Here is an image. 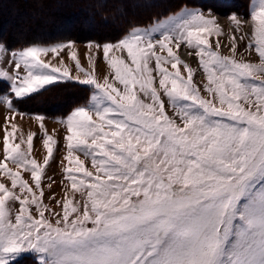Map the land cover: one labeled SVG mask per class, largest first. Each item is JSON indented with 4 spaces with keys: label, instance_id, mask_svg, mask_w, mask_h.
I'll use <instances>...</instances> for the list:
<instances>
[{
    "label": "snow or ice",
    "instance_id": "6c2138e0",
    "mask_svg": "<svg viewBox=\"0 0 264 264\" xmlns=\"http://www.w3.org/2000/svg\"><path fill=\"white\" fill-rule=\"evenodd\" d=\"M225 18L232 26L231 55L221 54L218 16L188 4L150 27L130 25L117 42H89L110 69L111 79L102 81L93 58L92 72L81 68L74 41L19 49L0 43V60L10 54L15 69L25 72L0 68V82L8 85L0 102L14 114L29 115L14 99L24 102L69 77L66 67L41 60L48 54L56 58L68 49L85 76L79 83L95 89L90 104L60 121L66 126L63 160L71 165L63 172L74 194L65 192L62 204L50 197L60 212L44 203L41 185L57 140L41 123L47 156L40 165L18 151L19 144L10 147L15 125L5 130V161L29 171L32 183L0 162L11 182V189L0 183V264H15L24 254L39 264H264V0H250L247 18L237 12ZM245 38L248 49L254 42L258 64L237 60ZM181 45L198 58L203 87L179 55ZM33 138L27 136L28 153ZM75 153L90 157L95 172ZM10 198L19 203L14 220L5 211Z\"/></svg>",
    "mask_w": 264,
    "mask_h": 264
},
{
    "label": "rangeland",
    "instance_id": "374dc122",
    "mask_svg": "<svg viewBox=\"0 0 264 264\" xmlns=\"http://www.w3.org/2000/svg\"><path fill=\"white\" fill-rule=\"evenodd\" d=\"M58 1L59 0H53V3L57 6L59 4ZM65 1L66 0H61V3H65ZM194 2H195V4H193V5L188 3V6H190V7H193V6L194 7H201V8H204L205 10H208L207 5H210L212 8H214V9L211 8V10L213 12L221 14L222 17L223 16L226 17L229 13L236 11L237 13H239L240 16L247 18L250 0H239V1L238 0H223L220 3H199V1H194ZM4 3H11V0H0V12H2V14L0 15V36L5 35L7 32H13V34L15 33L14 37L19 39L27 31L25 28L21 27V25H20V24H22L19 22L20 18H21L20 16L19 17L18 16L7 17L8 12L10 13V11H9L10 9L8 10L7 4L4 5ZM203 4H205V7L203 6ZM30 5H32V4H30ZM19 9L21 12L22 10H24L26 8H20L19 7ZM36 13H37L36 16H32V18H37V19H40L41 21H45V22H43V24H41V28L46 27V25H47V24H45L46 21L52 22L50 19L49 20L47 19L48 17H46L47 10H42L41 13L39 11H37ZM30 14H33V12L28 13V16H31ZM72 14L73 13H71L70 15H72ZM33 15H35V13ZM164 18H162V19H164ZM70 21L74 23L73 18L70 19ZM16 23H17V27H14V25ZM219 23L221 25L220 19H219ZM150 26H148V27H150ZM140 27L141 28H147V26H145V27L140 26ZM51 28H53V27H51ZM67 28H69V27H67ZM221 28H222V32L224 34L220 37H225L227 39L232 34V29L227 28L223 25H221ZM9 29H11V30H9ZM244 30L250 34L251 33L250 24L245 25ZM41 31L46 32L45 29H42V30L40 29L39 34H41ZM240 35H241V33H240ZM220 37H219V39H220ZM74 42H75V44H74V47L71 49V51L76 53L77 59L80 61V64H81V68H83L85 72H92V67L89 63V58H93L97 64V68H98V69L96 68V71L94 73L95 78L97 80L102 81V79L105 75H109V78L111 79L110 69L107 67L106 63L103 61V58H102V50L98 51L95 48L89 49L87 47L89 42H82V41H74ZM90 42L98 43L95 41H90ZM110 42L114 43L117 41H110ZM220 42H221V39H220ZM104 43H106V42H104ZM99 44H103V43H99ZM248 44H249V38H245L244 40L239 42L238 51H239L240 55H238L236 58H237V60H243L245 62H249L252 64H258L259 63V57H258V54L254 50V47H255L254 42H253V47L251 49L247 48ZM183 48L188 49V48H186V46L181 45L180 51H183L182 50ZM189 51H190V49H189ZM220 51H221V54L231 55V52L227 53L224 51L223 48H221ZM116 55L117 56L123 55L126 57V52L123 54L116 53ZM161 55H165V54L161 53ZM179 55L181 56V58L183 60L187 61L188 64L190 65V67L194 70V78H193L194 83L196 85L203 87L206 84V78L204 77L202 69H200V66L198 64V58H196L194 56H192L194 58H192V57L187 58L184 55H182L180 52H179ZM60 59H63V64L58 63V60H60ZM41 60L43 62H49L53 66L60 67L62 71H63V68L66 67L69 70V77H65L62 80H58L53 85L46 86V89L61 83L57 87H53L52 89H50L44 93H40V92L45 91L46 89L40 91L37 94H33V95H36L37 97L28 98L24 102H17L15 99L13 100L14 107L19 109V112L27 113L29 115H23L22 116L19 114H14L11 110H9L7 108V106L4 103L0 102V162L7 163V167L10 170H12L13 172H19L21 175V178L29 181V183L31 184L32 183L31 182V174L29 171H26L23 168H17V166L15 164H13L11 160L5 161L4 135H5L6 129L8 131H12L11 126L15 125V127H16L15 135H14V137L9 138L10 147H15L16 144H19L20 147H19L18 151L25 153L29 159H35L38 164L43 165V160L47 156V151L43 147V142H42L43 141V133H42L41 128H40V124L43 123L44 127L47 129L48 134L52 135L53 138L55 140H57V142H58L54 148L53 157L50 159L49 164L45 167V174L42 177L41 185H42V189L44 191L43 201L45 204L49 205V207L53 208L54 211L60 212L61 207L57 206L55 204V202L50 199V197L54 194L56 199L60 200L61 204H62L64 202L65 192H67L69 197H72L74 195L73 192L69 191L68 188L66 187L68 182L66 181L65 175L63 172V168L65 166H71V165L68 164L67 160H63V158L67 155L66 141L64 139V137L66 135V126L63 123H61L60 121L64 118H66L67 115H69L75 108L80 107V106H85L86 104H90L91 103L90 97H91V94L95 91V89L93 86L83 85V84L79 83V80L84 79L85 76H84L83 72H80L79 70L76 69L75 62L70 59V51L68 49H65L62 52H60L59 56L56 58H52V54H48V56H42ZM150 66L154 67V60L150 63ZM166 67H168L170 72H172V73L175 72L174 69H171L170 65H168ZM179 67H180L181 74L186 77L187 73L184 72L182 66H179ZM0 68H2L3 70L9 71L10 74H12V75H16L17 71H19V74L21 76L25 75V72L23 69H20V70L15 69V65L12 63V57L10 54L4 55L2 60H0ZM154 76L156 77V79L154 81L153 86L158 88V80L160 79V77L157 73H154ZM77 77H79V79H77ZM80 87H85L88 90L86 97H84L83 93L80 92L81 91L79 89ZM119 87H122V86H119ZM5 89H7V88L3 87V89L0 90V93H2ZM72 89L79 90L78 92L81 94V97H79L78 99L75 100L73 98L74 97L73 94H71ZM202 95L205 96V98H207L206 93L202 92ZM161 96L163 99H165V100L167 99L166 97L163 96L162 91H161ZM58 97H59V99H58ZM141 98H143L142 94H141ZM60 99H61V101H60ZM38 100L39 101L43 100V102H45L46 105L42 106V107L41 106L36 107L35 104L38 102ZM28 102H30L31 104L32 103H34V104L30 105V103H28ZM26 103H28V104H26ZM58 103L60 104V106ZM33 106H35V107H33ZM40 108H45V110L48 109L50 111L49 112L50 114L49 113L48 114L40 113L39 111L36 112L35 109L41 110ZM166 109H167L168 113L171 115L172 109L170 107H168L167 105H166ZM36 114L43 115L44 117H46V119L42 122L37 121L33 118L34 115H36ZM23 127H25V128H23ZM30 134H32L34 137L33 138V151L31 153H28L27 136ZM21 141H23V142H21ZM75 154L80 155V158H81V160L84 161V166L87 170L95 172V169L92 168L90 157L85 159L82 154H79V153H75ZM62 160H63V164H61ZM0 183H4L7 188L11 189V182L2 173H0ZM49 184H51V188L48 187ZM33 187H34V185H33ZM14 191L17 194H19V189H16ZM75 196L77 198H79V193H76ZM5 211L7 212L9 218L14 220L15 215L19 211V203L10 198L5 203ZM45 215L47 217V216H49V213L46 212ZM28 256L31 257L33 260H35L39 264L38 258L32 254H24L21 258H19L15 262V264L19 263V262L22 263L23 259L25 257H28ZM22 264H25V262H23Z\"/></svg>",
    "mask_w": 264,
    "mask_h": 264
},
{
    "label": "trees",
    "instance_id": "16d2710c",
    "mask_svg": "<svg viewBox=\"0 0 264 264\" xmlns=\"http://www.w3.org/2000/svg\"><path fill=\"white\" fill-rule=\"evenodd\" d=\"M194 1H199V3H220L223 0H66L65 3H61V0H59L57 6L53 3V0H41L39 3L33 2V0H11V3H4V5L7 4L8 10L10 9V13H6L7 17L20 16L19 22L22 23L20 25L27 32L19 39L14 37L15 33L7 32L5 35L0 36V43L10 49H19L30 44L50 45L69 40L95 41L98 43L110 42L111 40L118 41L122 38L125 29L130 25L148 27L157 19H162L166 15L178 11L184 4H195ZM203 6L205 7V4ZM19 7L26 9L20 12ZM211 8L210 5H207V9ZM42 10H47L46 17L52 21H46L45 24L47 25L44 28H41V24L45 21L32 18V16H36L37 11L41 13ZM30 12L35 13V15L30 14L31 16H28ZM71 13L73 14L70 15ZM1 14L2 12H0ZM72 18L74 23L70 21ZM14 27H17V23ZM40 29H45L46 32L41 31V34H39ZM60 84L54 85L40 93H44ZM3 87L7 88L8 85L0 82V90ZM79 89L83 96L86 97L88 90L85 87H80ZM78 91L74 89L71 91L75 100L81 97ZM33 97L37 96L32 95L30 98ZM32 104L30 103V105ZM45 105L46 103L43 100H38L35 104L36 107ZM40 109L35 110L40 113L47 111L45 114L50 112L48 109L45 110V108ZM23 262L25 264H38L29 256L25 257Z\"/></svg>",
    "mask_w": 264,
    "mask_h": 264
},
{
    "label": "bare ground",
    "instance_id": "6f19581e",
    "mask_svg": "<svg viewBox=\"0 0 264 264\" xmlns=\"http://www.w3.org/2000/svg\"><path fill=\"white\" fill-rule=\"evenodd\" d=\"M239 1V0H238ZM239 4V3H238ZM240 5V4H239ZM243 5V4H242ZM246 5V4H245ZM221 9V8H220ZM225 9V8H224ZM231 9V8H230ZM238 9V8H237ZM220 11V10H219ZM232 11V10H231ZM236 12V11H235ZM247 12V11H246ZM245 12V13H246ZM215 14H217V16H218V18L220 19V21H221V25H223V26H225V27H227V28H231L232 29V26H231V24H230V21L229 20H226V18L223 16L222 17V15L221 14H219V13H216V12H214ZM248 14V13H247ZM247 27V26H246ZM114 34V33H113ZM237 36H239L240 35V33H237L236 34ZM220 39H221V44L223 45V49H224V51L225 52H227V53H229L230 51H229V48L227 47L228 46V44H230V40H229V37L226 39L225 37H220ZM115 40V39H114ZM110 41V40H109ZM112 41V40H111ZM183 51H180V53L182 54V55H184L185 57H187V58H191L192 56H188V55H186V53L189 51V49H182ZM191 51V50H190ZM192 58H194V57H192ZM254 58V57H253ZM98 69V68H97ZM57 98V97H56ZM55 99V98H54ZM53 99V100H54ZM58 99H59V97H58ZM59 101V100H58ZM60 101H61V99H60ZM71 101V100H70ZM64 102V101H63ZM76 102V101H75ZM57 103V102H56ZM62 103V102H61ZM59 104V103H58ZM66 105V104H65ZM59 106H60V104H59ZM63 106V105H62ZM47 112V111H46ZM45 112V113H46ZM55 112V111H54ZM50 114V113H49ZM48 116V115H47ZM53 116V115H52ZM51 117V116H50ZM22 126V125H21ZM23 128H25V127H23Z\"/></svg>",
    "mask_w": 264,
    "mask_h": 264
}]
</instances>
